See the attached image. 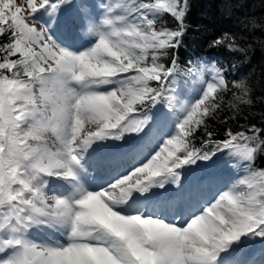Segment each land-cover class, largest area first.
<instances>
[{
    "label": "snow or ice",
    "instance_id": "6c2138e0",
    "mask_svg": "<svg viewBox=\"0 0 264 264\" xmlns=\"http://www.w3.org/2000/svg\"><path fill=\"white\" fill-rule=\"evenodd\" d=\"M190 10L0 0V264H264V127L209 129L230 83L225 123L253 101L215 60L180 65Z\"/></svg>",
    "mask_w": 264,
    "mask_h": 264
},
{
    "label": "trees",
    "instance_id": "16d2710c",
    "mask_svg": "<svg viewBox=\"0 0 264 264\" xmlns=\"http://www.w3.org/2000/svg\"><path fill=\"white\" fill-rule=\"evenodd\" d=\"M201 1L198 2V4H194L192 0H189L191 10L187 15L186 21L189 27L184 37L182 47L175 53L180 65L183 67L190 61H196V58L215 60L218 65L227 69L226 78L231 82L233 80L238 81L244 74L252 70L258 64L259 68L255 76H257L258 80L261 78L264 79V16L255 15L251 18V24H249V26H251L252 29L244 34H240L242 35L240 39L236 38V43L244 48L245 51L243 53L229 52L226 47L223 46L215 48L210 47L211 42L222 35L216 31L212 20L213 18H218L226 23L234 22L229 12L233 11L232 8H234L235 1L231 0L230 5L226 3V6H231V8L228 12H224L220 5H217L215 8L213 7V3L218 2L217 0H205V8L210 10V12L208 11L210 14L208 12L204 14L203 10L198 8ZM248 1L250 4V1L252 3L255 1L261 2L262 0ZM226 6L224 7L227 9ZM209 15H211L212 18L209 17ZM165 19L167 20L168 27L174 28L176 26L175 21L170 16H167ZM258 23L259 26L254 28L253 26ZM256 28H259L258 31ZM262 92H264L263 89L260 94L250 91V97L253 103L251 105L241 104L239 111L235 114L236 118L229 119L227 123L224 122V118L233 116V110L227 107L228 101L233 100V94L226 95L224 93V110L221 111L217 118L209 121V129L215 134L216 139H223L227 129L245 131L250 129L253 125L256 127H264V93ZM249 134L251 133L249 132ZM203 138V133L197 134V146H199L200 140ZM225 157H227L226 154L222 159ZM256 165L257 167L264 166V156L257 159Z\"/></svg>",
    "mask_w": 264,
    "mask_h": 264
},
{
    "label": "rangeland",
    "instance_id": "374dc122",
    "mask_svg": "<svg viewBox=\"0 0 264 264\" xmlns=\"http://www.w3.org/2000/svg\"><path fill=\"white\" fill-rule=\"evenodd\" d=\"M200 1L201 0H192V2L195 4H198V2ZM217 1L218 2H215V4L218 6L220 5L223 8L224 12H228V10L231 8V6H226V3L227 5L231 4L230 3L231 0H228V1L227 0H217ZM234 1H235V4H234V8H232L233 11L229 12V15L233 17L234 22L226 23L218 18H213L212 23L214 24V27L216 28V31L219 34L228 33L231 36H234L235 38L240 39V37H242V35L240 34H244L245 32L252 29L251 26H249V24H251L250 23L251 18H253L255 15L264 16V0H262L261 2L255 1L252 3L250 1L251 5L249 4L248 0H234ZM256 3H259V4H256ZM224 6H226L227 9ZM198 8L200 10H203L204 14H206V12L208 11L210 12V10H207L205 8V0L201 1ZM209 17H211V15H209ZM257 26H259V23L255 24V26L253 27L255 28ZM37 27H40L39 22L37 23ZM259 28H256L257 31ZM258 68H259V65L257 64L252 70L244 74L242 78H240L239 80L243 79L246 82V84L249 86L250 91L257 92L258 94H260L261 90L262 89L264 90V79L261 78L260 80H258L257 76H255V74L258 71ZM233 92L239 93L238 90L231 88V85H230V90L225 92V94L232 95ZM222 161L226 162V166H225L226 168L225 169L223 168L224 172L227 171L226 174H223L226 181H235L236 179L243 177L244 172L241 168L237 166V162L234 159H230L227 156L224 159H222Z\"/></svg>",
    "mask_w": 264,
    "mask_h": 264
},
{
    "label": "bare ground",
    "instance_id": "6f19581e",
    "mask_svg": "<svg viewBox=\"0 0 264 264\" xmlns=\"http://www.w3.org/2000/svg\"><path fill=\"white\" fill-rule=\"evenodd\" d=\"M17 2H19V0H17ZM97 2H100V0H97ZM103 2H108V0H103Z\"/></svg>",
    "mask_w": 264,
    "mask_h": 264
},
{
    "label": "crops",
    "instance_id": "0c3cea01",
    "mask_svg": "<svg viewBox=\"0 0 264 264\" xmlns=\"http://www.w3.org/2000/svg\"><path fill=\"white\" fill-rule=\"evenodd\" d=\"M195 4V3H194ZM217 5L215 3H213V7L215 8ZM217 9V8H216Z\"/></svg>",
    "mask_w": 264,
    "mask_h": 264
}]
</instances>
